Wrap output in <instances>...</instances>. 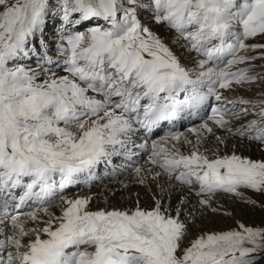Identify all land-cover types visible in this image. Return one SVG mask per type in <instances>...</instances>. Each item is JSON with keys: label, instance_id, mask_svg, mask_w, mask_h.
Masks as SVG:
<instances>
[{"label": "snow or ice", "instance_id": "6c2138e0", "mask_svg": "<svg viewBox=\"0 0 264 264\" xmlns=\"http://www.w3.org/2000/svg\"><path fill=\"white\" fill-rule=\"evenodd\" d=\"M60 6L66 23L79 14L80 20L103 19L108 26L63 37L67 46L60 51L68 56L69 75L38 82V72L10 64L27 55L49 0H0V192L11 195L22 187L15 206L39 205L24 214L27 220L10 218L13 233L0 240V264H255L256 254L264 252V228L239 224L240 230L206 233L182 247L188 225L179 211L167 215L159 202L151 211H90L87 198L60 193L117 146L124 148L134 124L169 120L213 96L221 101L220 89L254 79L246 69H231L248 59L238 51L264 47L245 44L264 35V0H60ZM140 9L150 10L157 23L174 29L199 54L195 78L141 24ZM182 92L186 98L177 100ZM228 114L215 107L211 119L224 128ZM260 116L235 134L264 143V110ZM201 127L213 131L207 123ZM151 147V163L181 184H198V196L221 191L242 197V188L264 193V161L235 154L210 160L198 150L185 155L161 141ZM57 201L59 217L50 211ZM10 202L4 197L0 206L6 209ZM41 214L48 217L43 227H25L28 220L39 224ZM29 236L34 239L25 242Z\"/></svg>", "mask_w": 264, "mask_h": 264}, {"label": "bare ground", "instance_id": "6f19581e", "mask_svg": "<svg viewBox=\"0 0 264 264\" xmlns=\"http://www.w3.org/2000/svg\"><path fill=\"white\" fill-rule=\"evenodd\" d=\"M77 16L79 22H75V18ZM72 20L74 21L73 23H66L63 20V12L61 11L60 3L56 2L54 5L49 4L48 14L42 28L29 39L26 47L27 55H21L17 61L12 63V65L15 63H21L22 65L23 63L37 60L40 61V63H43V65H49L48 63L50 62H54L53 64H62V61L64 60L58 57V52H60V46L62 44L65 47L67 46L63 37H66L68 33H74L75 30H72V25L76 23V25H79L80 27L89 25L90 29L95 27L96 21L103 19L93 18L90 20H80L79 14H74ZM148 28L151 32L158 36L163 43H171L178 40L176 36L179 33L174 29L169 28L166 24L157 23V26L152 25ZM172 33H174V35L171 38L169 37V34ZM52 36L55 37L54 40L52 39ZM39 38H41V41L37 40ZM258 41L264 42V35L249 38L245 41V44L255 45ZM55 42L59 43L56 44ZM179 48L182 51L187 50L190 53V63L188 62V64H185L175 52H171L185 68L196 69L198 67L196 61L201 58L199 57V54L188 47L185 40H182V44ZM244 50H240L238 52H248ZM61 54L65 55V53L62 52ZM187 56H189V54ZM253 58L256 59L257 56L254 55ZM246 67H239L238 65H235L231 70L235 72L241 69H246L247 76L252 77V74H249L251 72L248 73L250 70ZM41 75V78H37L38 82H43L47 77V75ZM67 75H69V73ZM237 86L238 84L233 83L232 87L229 89H220V92L222 93V100L224 98L223 101H227V95H229L233 89L237 88ZM185 98L186 94L183 92L178 94L176 97L177 100L181 101ZM209 99L216 100L214 96ZM207 102L208 101H206L199 109L194 111L190 112L189 110H185L178 112L169 120H160L149 126L134 124L135 131L130 134L129 142L124 148L117 146V149L113 154L102 158L88 172L78 174L75 183L66 187L60 195H64L68 199L87 198L89 200L87 208L90 211L120 210L133 212L137 208L144 211H151L159 202L162 210L166 211L167 215L175 217L177 211H179L180 219L188 225V233L182 247L189 246L192 240L206 233H221L230 230H240L238 227L239 224H244L247 227L253 228H264V193L256 192L252 189H240L243 193L242 197H237L233 194L221 191L216 192L210 197L208 195L198 196L196 194L199 191L198 184H193L194 186L181 184L179 181L175 180L174 177H170L169 174L158 165L152 164L151 160H148L141 165V171L139 173L136 172L128 181L123 180L120 184L114 182L109 185L100 186L101 182H97V179H95L98 175H100L99 173L97 175V170L100 169L104 171L103 162L105 160H115L114 164L122 162L125 165L122 164L119 169H114L111 172L102 174L98 180L103 178L104 181L105 175L109 178L110 176L114 177L115 175L119 177L122 169L126 168V165H128L126 163L128 155L133 152L142 151L143 148H138L137 142H140L141 145L145 142V132L158 134L157 138L163 137L164 134L166 137L168 136V139H171L170 131L179 125H186V119H189L190 121V119L192 120L191 117L193 114L201 113V111L206 107ZM141 103L144 104L147 103V101L143 100ZM226 119L230 121L226 127H218L214 124V122H212L211 128L213 131L211 133L204 130V132L195 134L190 143L188 140H186L185 143L182 141L180 147H175L185 155H189L192 151L198 150L200 153L206 155L210 160L235 154L253 161H264V143L258 140L249 139L247 135L240 136L235 134L238 129L244 128L253 120L260 121L262 117L259 115L257 118H251V116L245 115L242 118L228 116ZM229 128L231 131H228ZM132 137L136 139L132 141ZM161 142L163 143V141ZM163 146L172 149L174 145L169 143ZM157 173H159V175H157ZM55 180V187L58 189L60 177L56 176ZM87 183L93 185V188H87ZM78 188L79 190L81 189L79 192L76 190ZM23 191L24 189L22 187L12 189L11 195L16 194V197L19 199V196L23 195ZM11 195L6 192H0V199L4 197L10 199ZM53 199H55V197H53ZM204 199H208L209 203L202 205L200 201ZM249 201H254L255 203H250ZM15 205L16 203L11 204L12 208L10 207L9 211L14 214L13 216L20 215L25 209L32 210L33 208L39 206L31 201L21 208H17ZM0 210V217L2 215L6 216L5 209L2 206H0ZM50 211L54 213L56 217L61 216L62 212L60 202L57 201V204L51 207ZM23 216L24 219L27 220V217L25 215ZM46 219H48V217L41 214V221L39 224L28 220L25 227H43V221ZM0 229L2 231L6 230L4 233L2 232V234H0V240L4 239L5 235H12L13 233L11 226L4 227L2 223H0ZM42 238L46 237L42 236ZM29 239H34V237L29 236L24 238L25 242ZM12 251H14V249ZM3 255L4 258H6V252ZM256 257L261 259L259 264H264V252L256 254Z\"/></svg>", "mask_w": 264, "mask_h": 264}, {"label": "rangeland", "instance_id": "374dc122", "mask_svg": "<svg viewBox=\"0 0 264 264\" xmlns=\"http://www.w3.org/2000/svg\"><path fill=\"white\" fill-rule=\"evenodd\" d=\"M49 1H50V3H49L50 5H52V4L54 5L56 2L60 3V0H49ZM145 2H147V0H145ZM138 19L141 21V24L147 28L152 26V25L157 26V22L153 19L152 12L148 9L138 10ZM75 21H78V16L75 18ZM76 24L72 25L73 26L72 30H75L74 33H76V32L83 33L84 32V34L87 36L89 33V25L84 26V27H80L79 25H76ZM97 26L107 27L108 25H107V22H105L104 20H98L95 22V27H97ZM69 34H71V33H68L67 35H69ZM173 35H174V33L169 34V37L172 38ZM53 37L54 36H52V39L54 40L55 37L54 38ZM176 37L178 38L177 41H173L171 43L166 42L164 44L172 52H175L184 61L185 64H188V62L190 63V60H191L190 53L187 50L186 51L180 50L179 46L182 44L183 39L180 37L179 34ZM37 40L41 41V38H39ZM43 41H44V39H43ZM55 43L58 44L59 42H55ZM255 45H264V42L258 41V43ZM244 51H248V52L247 53L238 52L237 56L238 57H246L248 59H246V61L243 64L242 63H240L241 65L238 64V66L239 67H242V66L246 67L247 66L246 68L250 70V71H248V73L251 72L249 74H252V77L254 79L246 81L245 83H242V84H238L237 88L233 89L230 92V94L227 95L228 98L226 96H224L225 98H227V101H223L224 98L221 101L209 99L204 110H202L201 113H197V114H199V116L197 114H193L191 117L192 120L190 119V121H189V119H186V125H184L183 128H181V130H180L179 140H174L172 138L164 140L163 138L166 137L164 134H163V137L157 138L158 134H154L153 132H149V133L145 132V135H144L146 138L144 140L145 144L144 143L142 144V145H145L144 147H142L143 152L140 150V152H133V153H130V155H128V157L133 156V159L132 160H130V159L126 160V163L128 165H126V168L122 169L121 173L119 174L120 175L119 177L117 175H115L114 177L110 176V178H109V177H106V175H105L104 181H103V178H101V180H98V178H100L102 176V174L111 172L114 169L115 170L119 169L121 167V165L124 164L122 162L114 164L115 160H105L103 162L104 163V171L100 170V169L97 170V175H98V173L100 175H98L95 178V179H97V182H99V181L101 182L100 186L107 185V184L109 185V184H112L114 182H117V184H120L123 182V180L128 181L136 173V171H135L136 168H141L142 164H144L148 160L150 161V157L152 156V151H153L152 147H151L153 141L161 140V141H163V145H167L169 143H172L176 147H180V145L182 144V141H183V143H185L186 140L191 141L192 137L195 134L204 132L205 129H203L201 127L203 124L207 123L208 126L211 127V124L213 122V120L211 119L212 109L215 107L227 109L229 114L226 116V118L228 116H232L234 118H242L245 115H249V116H251V118H257V116L260 115L261 111L264 110V47H255V48L248 47ZM58 53H59L58 57L64 60V61H62V64H53L54 62H50V63H48L49 65H43V63H40V61L37 60V61L28 62V63L26 62V63H23L22 65L28 69H31V70L38 72L39 78L42 77L41 74L47 75V77L45 79L59 78V77H62V76H65L68 74V72L65 70L67 67V65L65 64V61L68 59V56H67V54H65V55L61 54V51ZM188 54H189V56H187ZM254 55L257 56L256 59L253 58ZM19 64H21V63H19ZM10 66H14V64L13 65L10 64ZM187 69H189V68H187ZM189 70L192 71L193 78H195L196 74L201 69H199V67H197L196 69H189ZM234 93H236V94H234ZM230 96H232V97H230ZM243 96H245V97H243ZM244 99H247V100H244ZM241 101H248L249 103H242ZM229 102H231V103H229ZM196 117H198V118L194 121V119ZM135 139L136 138L132 137V141H134ZM137 146H138V148H140L141 143L137 142ZM128 154H129V152H128ZM87 188L91 189V188H93V185L87 183ZM76 190H77V192H79L81 189L79 190V188H78ZM25 210L22 211V213L20 214V219L23 221L25 220L23 215L25 213L31 211V209H28V210L25 209ZM5 214H6V216L2 215L0 217V220L4 221V223H2L4 225V227L11 226L9 221H10V218L14 214L12 212H10L9 214L5 212ZM5 231L6 230L2 231L0 229V232H1L0 234H2V232L4 233ZM260 262H261V259L256 257L255 264H259Z\"/></svg>", "mask_w": 264, "mask_h": 264}]
</instances>
